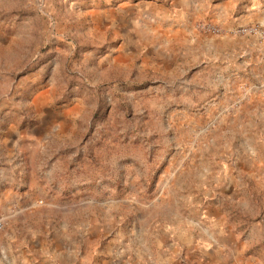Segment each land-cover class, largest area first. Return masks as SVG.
<instances>
[{"label": "rangeland", "instance_id": "rangeland-1", "mask_svg": "<svg viewBox=\"0 0 264 264\" xmlns=\"http://www.w3.org/2000/svg\"><path fill=\"white\" fill-rule=\"evenodd\" d=\"M0 216V264H264V0H0Z\"/></svg>", "mask_w": 264, "mask_h": 264}, {"label": "built area", "instance_id": "built-area-1", "mask_svg": "<svg viewBox=\"0 0 264 264\" xmlns=\"http://www.w3.org/2000/svg\"><path fill=\"white\" fill-rule=\"evenodd\" d=\"M5 225V219L0 216V230L4 227Z\"/></svg>", "mask_w": 264, "mask_h": 264}, {"label": "crops", "instance_id": "crops-1", "mask_svg": "<svg viewBox=\"0 0 264 264\" xmlns=\"http://www.w3.org/2000/svg\"><path fill=\"white\" fill-rule=\"evenodd\" d=\"M1 214H3V213H1Z\"/></svg>", "mask_w": 264, "mask_h": 264}]
</instances>
